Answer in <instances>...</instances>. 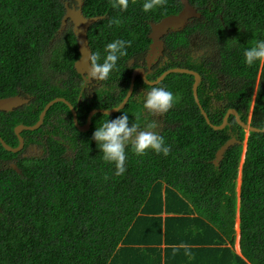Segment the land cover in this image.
<instances>
[{"label":"trees","instance_id":"obj_1","mask_svg":"<svg viewBox=\"0 0 264 264\" xmlns=\"http://www.w3.org/2000/svg\"><path fill=\"white\" fill-rule=\"evenodd\" d=\"M64 1L0 0V95L25 87L34 97L32 109L36 112L29 123L37 120L38 112L54 97L68 98L78 114L87 100L83 95L76 108L79 86L73 83L64 94L67 85H60L57 78V71L76 73L73 63L79 55L72 26L58 31L66 10ZM143 2L130 0L128 9L120 11L111 7V0H84L85 16L104 15L88 30L92 52L103 55L105 45L115 39L130 40L128 49L136 47L139 51L150 40L149 22L177 13L182 7L180 0H165L163 6L145 13ZM189 2L200 16L191 18L182 30L168 34L167 44L174 35L180 46H187L188 33L196 28L218 47L220 58L203 71L188 60L176 66L195 69L203 78L197 93L214 124L221 122L230 107L242 120H249L257 83L249 121L264 127V62L253 66L243 62L244 49L264 39V0ZM113 17L121 23L109 26ZM234 38L240 44H235ZM125 60H118L117 69L110 73L118 93L102 104L97 94L96 102L85 112L91 107L110 108L121 101L130 81ZM163 81L177 97L176 107L167 112L159 133L170 146L168 155L148 150L137 156L129 145L122 176H115L114 165L103 161L99 145L92 139L100 125L97 120L95 126L94 121L111 120L124 112L134 113L129 118L131 123L142 120L140 109L132 107L136 100L130 97L111 115L95 113L90 130L78 132L82 143L74 160L50 148L48 157L35 160L25 178L15 173L9 185L0 181V264H126L110 263V256L121 242L127 246L135 237L144 242L162 238L166 243L181 244L168 250L189 245H182V241H208L202 243L204 248L217 253L207 264H264V132L249 131L244 152L242 142L235 143L218 165L213 164L216 150L231 137L229 128L241 141L245 139L244 129L233 115L222 129L207 124L192 94L191 74L171 72ZM206 86L216 88L223 108L208 106L202 96L207 94ZM219 86L225 89L224 95ZM53 109H61L71 119L66 103L55 102L48 111ZM161 213L171 215L162 217ZM236 217L241 254L233 248ZM186 231L190 236H183ZM165 258L163 264L178 260Z\"/></svg>","mask_w":264,"mask_h":264},{"label":"flooded vegetation","instance_id":"obj_2","mask_svg":"<svg viewBox=\"0 0 264 264\" xmlns=\"http://www.w3.org/2000/svg\"><path fill=\"white\" fill-rule=\"evenodd\" d=\"M75 3L76 2L74 1V3L72 4ZM67 25L72 26L71 21H68L66 26ZM193 25L194 23H192V27ZM177 31L178 30L176 29L169 28L168 31L161 36L163 45L160 47L156 46L155 51H153L152 39L149 36V25V32H147V36L150 40L148 41L146 46H143V48L139 49V51H137L136 47H132L131 51L127 49V55L121 57L119 61L126 58L125 66L126 69L130 71L129 86L131 82L132 72L135 68L141 69L147 80L155 81L157 77L160 76L165 70L175 67L176 64H178L179 62L186 63L188 60L189 63H192L194 66H196L202 71L205 69H209L211 62L217 63L218 59L220 58L218 47L209 38H207L206 36H202L196 28L191 33L189 31V40L187 46H180L178 44L177 38L174 35H172L171 37V43L167 44L166 36L170 33H174ZM79 55L75 59V61L79 58ZM74 63L73 68L76 73H73L71 71L62 72V70L60 72L57 71V78L60 80V85H62L63 83L67 85V87H63L65 89V91L63 92L64 94L68 93L71 90V85H73V83L76 84V86H79L76 108L79 107L78 105L79 102L83 99V95H86L87 100L85 101L79 114L74 108L76 110V120L79 125L83 126L87 122V117L90 111L95 108H100L91 107L86 112L84 111L85 108L96 102L94 101L95 96L97 94L101 95L99 102L102 104L104 100H112V97H114L118 93V88L116 80L111 75L105 81L93 80L90 81L87 86H83L82 81L84 73L87 70L82 74L81 72L76 70ZM146 79L143 78L140 73H137V75L135 76L134 85L130 97L135 99L137 95H143V93L141 92H143L144 90H148L151 86L166 87L168 90L173 92L172 89H169L168 86L163 84L164 78L153 84L147 83ZM202 79L203 78L201 77L200 83L202 82ZM171 81L175 82V80L173 79ZM222 81L223 78L220 75L219 82L221 85L223 84ZM208 87L209 86L204 87L206 88L205 91L207 94H202L208 106L211 109H215L217 107L223 108L224 101L221 97H217L216 88ZM218 89L223 95L225 94V89H223L221 86H219ZM13 97L22 98L26 101H23L18 104H11L12 102L9 101ZM66 99L70 102L68 98ZM33 102L34 97L32 96V94L27 92V89L25 87H19L14 93L6 92L0 95V137L5 143L10 145L11 147L19 146V149L13 152L7 150L0 141V181L4 185L10 184L8 180L14 178L15 173L19 174L20 177L25 178L26 172H29L31 170V167L33 166L35 160L46 159L48 157V155L50 154V148L61 150L63 156L74 160V156L76 155V152L82 143L78 139V132L90 130L94 121L93 117L95 113H98L95 112L94 114H92L90 117L89 126L86 129L80 130L73 119L72 111H70L71 119H69L67 114L63 113L61 109H53L51 111H48V108L44 114L41 124L37 128L26 129L23 126L35 123L38 120L39 114L41 112H38V118L36 121H34L33 123H29L32 121L34 115L36 114L35 110L32 109ZM176 104L177 103H175L171 108L176 107ZM132 107H138L140 109V103L136 100ZM127 114L129 115V118H131V115H133L134 113L130 115L129 112H127ZM166 115L167 113H164L162 115H153L147 112H140L139 118L142 120L134 121L133 123L139 122L141 129H144L148 123L155 121L157 124L156 131L160 133L164 123L163 119L166 117ZM97 120L98 122H100V124L103 122V120L96 119L94 121L95 126ZM130 121L131 119H129V122ZM17 127L19 128L17 129ZM229 131L231 136L238 137V133L236 131H232L231 128H229Z\"/></svg>","mask_w":264,"mask_h":264},{"label":"clouds","instance_id":"obj_3","mask_svg":"<svg viewBox=\"0 0 264 264\" xmlns=\"http://www.w3.org/2000/svg\"><path fill=\"white\" fill-rule=\"evenodd\" d=\"M129 3L130 0H111V7L120 11H125L128 9ZM164 3L165 0H144L142 9L145 13H148L163 6ZM151 22L156 21H150L149 25ZM120 23L121 20L119 18L113 17L109 22V26L112 24L119 25ZM232 40L235 44H240L237 39L234 38ZM130 45V40L115 39L105 45L103 55L100 51L89 52L87 57L88 67L87 71L84 73L82 85L87 86V84L93 80H107L110 73L117 69V61L121 57L127 55V49ZM243 62L247 66H253L256 63L264 62V39H258L253 45L244 49ZM258 78L259 72L257 80ZM141 93H143V95H137L135 97L140 103L141 113L147 112L153 115H162L169 111V109L176 103L177 99L174 93L166 87L151 86L148 90H144ZM117 110L119 109L117 108ZM156 128L157 124L155 121L148 123L144 129H141L139 122L130 124L129 115L124 112L114 119L104 120L95 128L92 134V139L95 140L97 145H99L103 161L114 165V175L122 176L126 171L125 149L129 145H131L132 151L137 156L145 155L148 150H152L157 154L162 153L165 156L169 154L170 146L165 144L164 137L156 131ZM242 155L244 158V153H242ZM243 158L241 159L242 161ZM239 167L241 168V165H239ZM236 220H238L239 223L238 217H236Z\"/></svg>","mask_w":264,"mask_h":264},{"label":"water","instance_id":"obj_4","mask_svg":"<svg viewBox=\"0 0 264 264\" xmlns=\"http://www.w3.org/2000/svg\"><path fill=\"white\" fill-rule=\"evenodd\" d=\"M74 1L76 3L72 4V5H69L67 0L64 1V6H65L66 10H65V13L63 14V16L61 18V23H60V27H59L58 31L59 32L62 31L64 29V27L66 26L67 22L71 21L72 30H73V33L75 35L76 41L78 43V50H79V54H80L79 58L75 61L74 66H75L77 71H79L83 74L87 70V66H88L87 65V57L89 55V52H91V49H90L89 43H88V35H87L88 29L93 23H95L99 19L103 18L104 15L85 16L82 12V6L84 4V0H74ZM180 2L182 4V7L177 13H172V14L166 15V16L162 17L159 21L150 23L149 36L152 39V45H153L152 50L153 51H155L156 46L160 47L163 45L161 36L163 34H165L169 28L181 30L188 23L190 18L200 15V12L197 11V9L192 4H190L189 0H180ZM169 72L189 73V74L193 75L192 92H193L194 100H195L196 104L198 105L200 112L203 115L205 121L213 129H222L226 125H229L228 117L230 115H233L237 124L239 126H241L244 130H246L248 132L249 131L264 132V127L261 128V127L252 125L249 120H247V121L242 120L238 111L232 107L228 108L225 111V113L222 117V120L219 124L212 123L207 112L205 111V109L201 105L199 98H198V95H197V88H198L199 82L201 80L200 74L193 69H189L186 67H179V66L165 70L160 76L157 77V79L155 81L147 80L144 73L142 72V70L139 68H135L132 72L130 86H129L125 96L121 100V102H119L116 106H113L110 108H95V109L91 110L88 117H87V122L83 126L79 125L77 120H76V110L74 109L73 105L66 98L58 96V97H55L52 100L48 101L44 105V107L42 108V110L39 114V118L35 123H33L31 125H24L23 127L26 129L37 128L41 124L46 110L53 103L58 102V101H62L64 103H66L69 106L70 110L72 111L73 119H74L76 125L78 126V128L80 130L86 129L89 126L91 115L94 114L95 112H100L103 114L111 115L114 112L118 111L117 108L120 110L121 108L124 107V105L126 104L127 100L129 99V97L131 95L133 85H134L135 76L137 75V73H140L142 75V77L146 79L147 83L153 84V83H156L157 81H160ZM23 101H26V100H24L22 98H14L13 97V98H11V100L9 102H12L11 104H14V103L18 104V103H21ZM18 128L19 127H17V129ZM0 141L2 142L3 146L7 150L14 152V151H17L19 149V146L18 147H11L7 143H5L1 137H0ZM240 142H242V141L236 136L229 137L216 150L215 156L211 160L212 163L215 165H218L219 162L222 160L225 151L230 146H232L233 144L240 143Z\"/></svg>","mask_w":264,"mask_h":264},{"label":"crops","instance_id":"obj_5","mask_svg":"<svg viewBox=\"0 0 264 264\" xmlns=\"http://www.w3.org/2000/svg\"><path fill=\"white\" fill-rule=\"evenodd\" d=\"M161 215L164 217L171 214L161 213ZM236 221L237 222L234 226L235 242L233 248L236 254H241L238 220ZM179 233L181 232L179 231ZM183 236H190V233L186 231V234ZM191 236V238H198L197 235ZM205 242L208 241H182V245L184 243H189V245L180 248H171L168 250V247L181 244L166 243L162 240V238L159 242H144L138 239V237H135L127 242V246L125 242H121L120 246L112 251L110 263L119 261L126 264H163L164 257H166L165 260L178 258L176 262L168 260L166 261V264H207L210 260L209 258L217 252L204 248L206 244L202 243Z\"/></svg>","mask_w":264,"mask_h":264},{"label":"rangeland","instance_id":"obj_6","mask_svg":"<svg viewBox=\"0 0 264 264\" xmlns=\"http://www.w3.org/2000/svg\"><path fill=\"white\" fill-rule=\"evenodd\" d=\"M256 88H257V83L255 85V90H254V94L252 96V103H251V106H250V110H249V113H248V119L250 120V116H251V112H252V107H253V103H254V98H255V94H256ZM244 135H245V139L243 140L242 142V145H243V152L245 151V146H246V138H247V135H248V131L244 130ZM243 158V155L241 157V159ZM242 163V160L241 162ZM240 167L238 169V176H237V180H236V194L238 195L239 194V182H240ZM237 222V221H236Z\"/></svg>","mask_w":264,"mask_h":264}]
</instances>
